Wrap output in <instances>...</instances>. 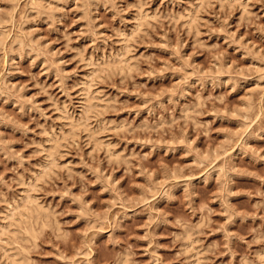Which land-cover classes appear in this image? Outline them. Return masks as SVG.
Wrapping results in <instances>:
<instances>
[{"label": "rangeland", "instance_id": "rangeland-1", "mask_svg": "<svg viewBox=\"0 0 264 264\" xmlns=\"http://www.w3.org/2000/svg\"><path fill=\"white\" fill-rule=\"evenodd\" d=\"M27 193L22 264H264V0H0L1 236Z\"/></svg>", "mask_w": 264, "mask_h": 264}, {"label": "bare ground", "instance_id": "bare-ground-1", "mask_svg": "<svg viewBox=\"0 0 264 264\" xmlns=\"http://www.w3.org/2000/svg\"><path fill=\"white\" fill-rule=\"evenodd\" d=\"M92 1V0H91ZM89 5V4H88ZM139 22V21H138ZM139 24V23H138ZM141 25V24H140ZM127 64V63H126ZM125 64V65H126ZM128 64H129V62H128ZM90 88V87H89ZM91 89V88H90ZM86 90V92H88L89 90H87V88L85 89ZM86 94H89V93H86ZM92 97V96H91ZM91 97H89V96H86V99H85V103H84V112H86L87 114L90 112H92L91 111V108H92V106L94 105L93 104V100L91 99ZM84 100V99H83ZM92 100V101H91ZM102 105V104H101ZM94 107V106H93ZM97 109V108H96ZM96 111H98V110H96ZM101 112H100V109H99V112L98 113H96V115H99ZM86 114V115H87ZM95 114V113H94ZM89 118V117H88ZM89 120V119H88ZM86 124V123H85ZM84 124V125H85ZM83 125V126H84ZM87 127V126H86ZM85 127V128H86ZM88 128V127H87ZM86 128V129H87ZM73 131H75V129H73ZM70 132H72V131H70ZM71 134V133H70ZM69 134V135H70ZM74 134V132L72 133V135ZM68 135V134H67ZM75 135V134H74ZM65 136V135H64ZM71 136V135H70ZM66 137V136H65ZM65 140H66V138H64ZM64 139H63V141H64ZM54 141V140H53ZM55 141H57V140H55ZM58 141H59V139H58ZM61 141V140H60ZM54 142H52V145L50 146V148H48L49 149V156L51 155V157H53L52 155L56 152L55 150L57 149V151L59 150L58 149V145H59V147H60V144H57V142H55V144H53ZM53 147H55V148H53ZM51 148H53V149H51ZM59 152V151H58ZM50 157V158H51ZM55 160V158H52V160ZM49 162V161H48ZM50 162H52V163H54V161H51L50 160ZM56 162V161H55ZM50 164V163H49ZM32 185V184H31ZM31 187V186H30ZM32 188V187H31ZM31 192V191H30ZM29 193V192H28ZM27 193V196H28V198L26 197V202H25V204H23V206H17V207H15L14 206V208L13 209H11L12 210V212H10V216H11V218H10V216H8L7 215V217L8 218H10V221H9V223H8V230L10 229V231H8L7 230V234H6V232L3 230V233H1L2 234V236H3V234H5V237H6V243H4V246L5 247H7L6 248V256H7V258L9 259L8 260V263L9 264H22L23 263V259H24V257L23 256H19L21 253L23 254V255H25L23 252H20V253H18V251H16L17 250V248L15 247L16 245L15 244H17L19 241H20V239H23V236H22V238H20V233L22 234L23 232H21V230H22V228H24L25 230H24V232H25V235H26V233H27V235H29V233H30V228H32V227H29L28 226V223H30V226H33V227H35L34 225L36 224V223H38V221H40V222H42V223H47L48 222V216H46L47 214L46 213H44L45 211H44V205L42 206L43 207V209H42V207H41V205L38 203H35L34 201L36 200L35 198V200L33 201V203H31V199H29V194ZM32 194V193H31ZM25 199V198H24ZM23 199V200H24ZM33 199V198H32ZM21 204V203H20ZM47 212V211H46ZM49 215V214H48ZM7 217H5V218H7ZM47 218V219H46ZM47 221V222H46ZM47 224H49V223H47ZM45 226H47V225H45ZM5 227H3L2 229H4ZM6 229V228H5ZM33 229V228H32ZM35 229V228H34ZM33 229V230H34ZM36 230V229H35ZM35 230L34 231H32L31 232V235H32V237L34 236V237H36L35 235H36V232H35ZM1 232H2V230H1ZM33 232H35L34 234L35 235H33L32 233ZM24 234V233H23ZM22 234V235H23ZM27 235H26V237H27ZM186 235V234H185ZM189 235V234H188ZM1 236V235H0ZM2 236H1V238H2ZM26 237H24V239L26 238ZM29 237V236H28ZM31 237V238H32ZM27 239H29V238H27ZM34 239V238H33ZM26 240V239H25ZM186 240L188 241V240H190V235L188 236V237H186ZM14 241H17V242H15L14 244H13V242ZM21 242V241H20ZM190 242V241H189ZM188 243V242H187ZM2 244H3V242H2ZM189 244V243H188ZM15 247V248H13V246ZM10 246V247H9ZM191 246V245H190ZM2 248H3V246H2ZM190 248V247H189ZM14 249H16L15 250V252H14ZM9 250H11V251H9ZM18 250H19V246H18ZM20 250H21V248H20ZM185 250H186V248H185ZM187 250H189V249H187ZM9 251V252H8ZM17 252V253H16ZM19 254V255H18ZM21 254V255H22ZM26 256V255H25ZM26 259V258H25ZM24 259V260H25ZM26 261H27V259H26ZM27 264V262H24V264ZM119 264H125V260L123 259V258H121L120 259V261H119Z\"/></svg>", "mask_w": 264, "mask_h": 264}]
</instances>
